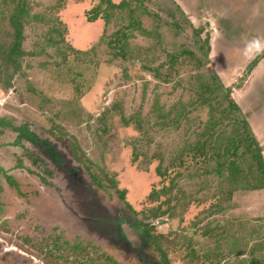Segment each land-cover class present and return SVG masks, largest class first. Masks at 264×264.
Segmentation results:
<instances>
[{
  "label": "rangeland",
  "instance_id": "1",
  "mask_svg": "<svg viewBox=\"0 0 264 264\" xmlns=\"http://www.w3.org/2000/svg\"><path fill=\"white\" fill-rule=\"evenodd\" d=\"M18 1L0 0V50L5 46L3 51H7L13 41L11 16ZM112 1L116 5L122 2ZM142 2L153 16L146 15L143 9L137 12L141 28L126 31L129 39L123 42L127 44L124 58L120 55L123 44L115 40L130 19L126 12L108 9L106 0H26L30 17L24 20L22 42L28 54L22 60L25 74L15 75L12 86L3 89L2 81L7 80V75L3 72L5 53L0 54V116L10 118L16 125L27 123L41 137L50 139L65 153L67 163L74 165L72 173H77L73 176L82 173L88 187L94 184L90 192L94 188L101 195L106 194L113 208L127 210V205L119 200L120 192L126 191V202L133 206L127 211L136 216L137 222L154 227L146 250L154 262L159 264L162 259L154 238L167 251L166 242L179 247L181 239L198 238L208 222L213 221V227L227 224L230 229L232 221L243 220L244 229L233 231L244 232L249 250L256 246V252L264 242V190H240L228 203L226 197L232 184L227 177L218 176L215 161L203 156L196 159L193 153L184 152L183 166H168L173 153L194 145L209 126L210 108L200 106L201 77L212 82L211 75L219 76L225 87L232 90L235 101L234 95L241 94L233 87L241 89L246 85L252 74L248 67L264 53V0ZM132 4L140 7L133 1ZM95 8L102 10V18L91 22ZM104 16H109L110 21L104 20ZM208 37L211 45L215 41V52L212 49L209 65L200 67ZM183 51H187L186 55L181 54ZM176 55L180 57L173 63L172 57ZM249 86L244 115L254 131L250 120L255 118L259 123L254 112L256 106L264 107V72L251 79ZM180 102L189 106L190 114L180 123L163 128V116L178 104L171 117L175 119L183 108ZM227 106V102L223 107L217 106L216 114L220 117ZM134 116L142 120L143 130L126 124L125 119ZM14 142L10 132L0 137V166L15 176L22 191L19 194L3 180L5 213L0 217V264H77V255L65 253L66 249L88 239L85 233L73 232L76 230L72 226L60 230L64 222L69 223L65 212L60 214L62 206L56 190L61 191V187L55 189L48 180L54 178L63 186L62 176L40 163L36 152H23L13 146ZM261 142L264 147V138ZM134 148L140 157L136 162L132 161ZM159 159L164 160V168L170 169L165 178L157 172ZM242 161L243 168L248 170L249 161ZM77 168L83 172L79 173ZM210 169L213 172L205 174ZM43 174L46 179L40 180ZM170 183L177 185L172 194L156 201L151 199L154 190L160 192ZM170 196L179 198L173 199L172 216L150 217L151 210ZM190 196L195 198L190 202L192 206L183 208L179 202L184 204ZM214 204H220L223 211L210 212ZM50 229L53 236L61 234L57 245L41 242L51 241L47 235ZM84 245L88 257L84 255L78 260H83L82 264H94L96 260L97 264H110L107 255H117L114 249L103 246L102 260L100 251ZM73 246L72 251L78 253ZM168 257L171 264H186L183 256L170 253ZM117 258L118 264H134L125 262L121 255Z\"/></svg>",
  "mask_w": 264,
  "mask_h": 264
},
{
  "label": "trees",
  "instance_id": "2",
  "mask_svg": "<svg viewBox=\"0 0 264 264\" xmlns=\"http://www.w3.org/2000/svg\"><path fill=\"white\" fill-rule=\"evenodd\" d=\"M25 1L26 0L18 1V5H16L14 8V12L11 16V24L14 30L11 34V37H13L12 43L6 47L7 51H3L5 46H2L0 50V54L2 52L5 53L3 72L7 75V80H3V77H0V80H3V89H7L12 86V82L16 77L15 75L25 74L22 67V60L24 59V55L28 54L23 50L22 42L25 39L24 24L26 22H24V20L26 17H30ZM132 1L134 4H138L140 7H133ZM142 1L143 0H122L120 4L116 5L112 0H106L107 4L109 5L108 9L116 8L126 12L130 19V23L126 26L125 30L118 32L121 33V36L115 40L123 44L120 50V55L124 58L127 57L125 55V45L127 44L123 42L129 39V35H127L126 31L135 28H141V21L137 16V12L140 9H143L146 15L153 16V13L148 10ZM177 8L182 14L185 15L179 5H177ZM101 11V9L95 8L93 10L94 18H89L90 21L94 22L97 18H99ZM170 14L173 19L176 20L177 16L172 12ZM104 20L110 21V17L104 16ZM201 33H203V31L200 32V35ZM147 34L151 35V33L148 32ZM203 48H206V53L203 60L199 59L200 67L205 66L206 64L209 65L210 63V55L212 51L211 38L208 37L205 39ZM186 53L187 51H183L181 54L186 55ZM30 54L34 55L33 53ZM179 57V55L173 56L171 61L175 63ZM262 59H264V53L258 56L250 64L248 67V73H252L262 61ZM211 79L212 82H209L205 81L206 79L201 77L203 84L201 86L202 92L200 106H208L210 108L209 126H207L202 134L198 136L197 142L194 145H186L187 148L185 147L179 153H173L171 163L168 167L174 168L176 166H183L185 158L184 152L193 153L196 159L197 157L203 156L206 160L215 161V171L218 176L227 177V179L232 184V189L229 190L227 195L228 197H226V202L229 203L232 199V195L235 192H239L240 190L244 192L264 190V147L261 146L257 140L241 107L235 101V99H233L232 90L225 87V85L220 81L219 76L211 75ZM246 79L247 78L244 77V80ZM222 91L225 92L223 96L220 95V92ZM226 102L228 106L226 109L221 111L219 117L216 114L218 111L217 106L223 107ZM177 105L178 104H176V106ZM179 105H181L183 108L181 111H178L175 119L171 117H173L172 115L174 114L176 106L170 108L167 112V115L163 116L164 119H162V123L160 124L163 128L169 127L170 123H180L183 118L188 117L190 114V110H188L189 106L183 102H180ZM7 120L8 119L0 118V134H4V129L9 127L13 131H18L21 133L17 143L21 144L23 139L37 142L36 136L32 134L27 125L22 128H18L14 125V122ZM141 121L142 120H140L139 116L125 119L127 125L132 123L136 125L138 129L143 130V124ZM229 129H231V132ZM138 155V149L134 148L132 161L136 162L140 160ZM155 159H157L156 155ZM159 160L160 165L157 172L160 177L165 178L166 173L169 172L170 169L164 168L163 159ZM242 160H244V162L249 161L248 170L243 168ZM212 172L213 170L211 169L209 171L205 170V174ZM3 180L10 187L20 191L19 182L13 176H11L6 169L0 166V217L5 213V205L2 201V194L5 191ZM94 183L96 184L95 181ZM113 186L117 188L115 183ZM176 188L177 185L175 186L174 184L171 186L170 183L168 186H164L160 192L154 190L153 194L151 195V199L153 201L159 200L161 196L172 194ZM127 194L128 193L126 191H121L119 200L127 205V210H130L133 209V206H131L129 202H126ZM173 199H178L179 201L177 196H170V198L158 206V208L151 210L150 217L157 219L171 214V205L174 202ZM193 200H195L194 196H190L184 199V201H186L184 204L182 202L179 203L183 208H187L192 206V203L190 202ZM107 201L108 203H111L112 200L108 198ZM198 201L200 202V199H198ZM165 206H167L166 210L164 208ZM220 208V204H214L209 208V210L212 213H217L218 211L222 212L224 208ZM169 216H172V214ZM213 223L214 221L208 222L206 229L199 235L198 238L194 239L192 237H185L181 239L179 242V247L176 244L172 245L173 243L171 244V242H166L167 251L165 250L166 248L160 247L161 244H158L159 239L154 238V243L157 244L156 249L159 250V254L162 258L159 264H171L168 257L170 253L173 255H178V257L183 256V260L186 264H264V242L260 244L256 252V246L249 250L248 241H245L244 239V232L233 231L235 228L244 229L243 220L232 221V223H230V229L228 228L227 224L226 226L216 225L213 227ZM137 226L142 231L143 236L147 241V238L151 235V231L154 229V227L152 224L146 225L142 221H138ZM253 230L256 229L253 228ZM107 256L110 257L107 259L110 264L119 263L117 260L118 254L116 255L111 253ZM125 262H127V260H125Z\"/></svg>",
  "mask_w": 264,
  "mask_h": 264
},
{
  "label": "flooded vegetation",
  "instance_id": "3",
  "mask_svg": "<svg viewBox=\"0 0 264 264\" xmlns=\"http://www.w3.org/2000/svg\"><path fill=\"white\" fill-rule=\"evenodd\" d=\"M0 118H2V116H0ZM5 119H8L7 121H11L10 118ZM14 125L18 128H22L27 125L32 134L36 136L37 142L23 139L21 144L17 143L21 133L18 131H13L9 127L4 129V134H0V137L4 136L5 133L10 132L15 141L13 144L14 147L22 149L23 152L26 150L29 152H36L40 157V163L42 162L43 164H47L48 168H54L56 172L62 176L63 186H60V183L57 182L56 179L54 180V178L48 180L50 181L49 183L54 184L55 189L61 187V191L56 190L58 191L57 196L59 197V205L60 207L62 206L60 214L65 212V217L68 218V222L70 223L62 222L63 224L61 225L60 230H64L67 227L71 228L72 226L76 230L73 232H78V234L85 233V239H88L89 241L86 243L84 241L81 243L77 242L74 246L71 245L79 250L77 251L78 253H74L71 246L68 251L66 249L65 253H68L71 256L73 254L77 255V264H82L84 261L78 260L83 258L84 255L88 257V251L85 252L87 248L84 244H89L91 248L100 251L102 253V260H104V253L102 249H104L106 246L109 249H114L118 255L124 256L127 262H133L134 264H158L154 262L148 254H146L148 242L144 236H141L140 233L142 231L137 230L138 222L136 220V216L132 214V212L127 210L125 211L124 209L120 208H113V206H110L108 203V197L106 194L101 195L102 193L100 194V192L95 191L94 188H92L93 192H90V187H94V184L91 183L89 187L86 185L85 181L81 178L82 173L80 172L83 171H81L79 168H77L78 172L80 173L79 176H73L77 173H72L74 165L71 161L67 163V156L65 153L60 151L50 139L41 137L38 134L39 132L27 123L21 126L16 125L14 122ZM40 163L38 162L37 165H40ZM21 168H23L22 161L19 164V169L21 170ZM10 175L13 176L12 174ZM13 177L15 178V176ZM44 177L45 176L43 174L39 178L42 180ZM18 193H22L21 186ZM106 201L107 203H105ZM57 215L58 214H55L54 216ZM56 222H61V219L57 220ZM52 233L53 229H50V233L47 234L51 241L41 240V242L46 244L50 243V245L51 243H55L54 245H57L58 240L60 241L59 237L61 234H59V236H53ZM49 237H47V239H49ZM108 258L110 257L108 256ZM67 259L68 258H65L64 260ZM118 259L119 258H117V260ZM118 261L120 262V260ZM98 262V260L93 261L94 264H97ZM47 263L49 262L47 261Z\"/></svg>",
  "mask_w": 264,
  "mask_h": 264
},
{
  "label": "crops",
  "instance_id": "4",
  "mask_svg": "<svg viewBox=\"0 0 264 264\" xmlns=\"http://www.w3.org/2000/svg\"><path fill=\"white\" fill-rule=\"evenodd\" d=\"M214 30V29H213ZM213 40H215L214 38H213ZM214 42L215 41H212V49H213V52H215V47H216V44L214 45ZM242 50V49H241ZM243 51H244V49H243ZM243 54H244V52H243ZM242 54V55H243ZM251 61V60H250ZM250 61H249V63H250ZM264 72V59H263V61L262 62H260L259 63V65H258V67H256L255 69H254V71L252 72V74H251V76L249 77V79H248V81L246 82V85H244L241 89H238L237 87H233L234 88V90H235V92L236 93H241L239 96H240V101H238V98H239V96H235L234 95V97L236 98V102L239 104V106L241 107V109L243 110V113H244V103H245V97L247 98V96L249 97V95L247 94V91L249 90V88H250V83H251V79H253V78H255L256 76H261V74ZM231 78L229 77V80H230ZM232 87V86H231ZM256 110L257 111H255L254 113H255V117L257 116V117H259V120H260V122L259 123H257V121H256V119L254 118V120L252 119V120H250L251 121V123H252V127H253V132H254V134H255V136H256V138H257V140L259 141V143L261 144L262 142V139L264 138V137H262V136H264V107L262 106V107H258V106H256ZM247 111V110H246ZM248 113H250V111L248 112ZM263 144V143H262Z\"/></svg>",
  "mask_w": 264,
  "mask_h": 264
},
{
  "label": "water",
  "instance_id": "5",
  "mask_svg": "<svg viewBox=\"0 0 264 264\" xmlns=\"http://www.w3.org/2000/svg\"><path fill=\"white\" fill-rule=\"evenodd\" d=\"M128 228V227H127ZM129 229V228H128Z\"/></svg>",
  "mask_w": 264,
  "mask_h": 264
}]
</instances>
